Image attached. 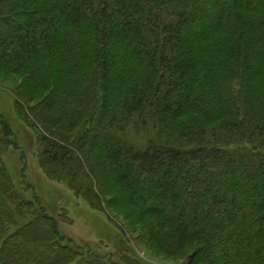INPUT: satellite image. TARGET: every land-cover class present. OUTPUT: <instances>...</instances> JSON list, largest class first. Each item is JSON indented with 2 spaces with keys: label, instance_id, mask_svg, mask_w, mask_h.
I'll use <instances>...</instances> for the list:
<instances>
[{
  "label": "trees",
  "instance_id": "16d2710c",
  "mask_svg": "<svg viewBox=\"0 0 264 264\" xmlns=\"http://www.w3.org/2000/svg\"><path fill=\"white\" fill-rule=\"evenodd\" d=\"M0 73L42 111L14 99L41 169L148 250L264 264V0H0ZM37 218L46 252L0 216V264L77 257Z\"/></svg>",
  "mask_w": 264,
  "mask_h": 264
},
{
  "label": "rangeland",
  "instance_id": "374dc122",
  "mask_svg": "<svg viewBox=\"0 0 264 264\" xmlns=\"http://www.w3.org/2000/svg\"><path fill=\"white\" fill-rule=\"evenodd\" d=\"M16 97L28 121L39 124L35 115L41 117L42 111L35 106L36 101L23 92L19 77L0 73V119L8 123L11 130V133L4 132L0 124V216L7 234L20 229L22 241L37 243L40 247L36 251L46 252L44 244L38 242L41 238L35 235V228L40 224L48 230L46 224L50 222L37 218L44 214L55 220L59 243L77 254L66 264H186L184 258H168L148 250L116 208L102 202L98 206L104 211H97L77 198L59 167L52 169L56 170L52 171L54 176L46 174L37 160L35 129L26 126L14 110ZM129 134L127 138L137 144L149 141L147 133L142 137Z\"/></svg>",
  "mask_w": 264,
  "mask_h": 264
}]
</instances>
